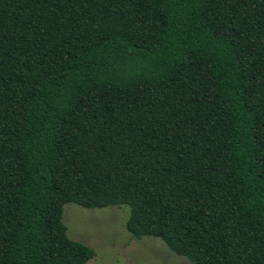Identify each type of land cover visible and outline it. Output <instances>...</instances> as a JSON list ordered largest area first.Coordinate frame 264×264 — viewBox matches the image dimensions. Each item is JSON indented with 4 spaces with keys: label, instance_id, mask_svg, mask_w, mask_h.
I'll return each instance as SVG.
<instances>
[{
    "label": "trees",
    "instance_id": "obj_1",
    "mask_svg": "<svg viewBox=\"0 0 264 264\" xmlns=\"http://www.w3.org/2000/svg\"><path fill=\"white\" fill-rule=\"evenodd\" d=\"M69 202L264 264V0H0V264H88Z\"/></svg>",
    "mask_w": 264,
    "mask_h": 264
},
{
    "label": "rangeland",
    "instance_id": "obj_2",
    "mask_svg": "<svg viewBox=\"0 0 264 264\" xmlns=\"http://www.w3.org/2000/svg\"><path fill=\"white\" fill-rule=\"evenodd\" d=\"M127 205L86 208L65 204L63 220L71 238L96 250L88 264H195L154 236L134 237L126 227Z\"/></svg>",
    "mask_w": 264,
    "mask_h": 264
}]
</instances>
